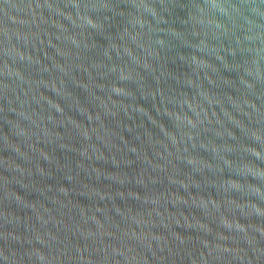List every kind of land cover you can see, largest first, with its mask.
Wrapping results in <instances>:
<instances>
[{"label": "water", "instance_id": "1", "mask_svg": "<svg viewBox=\"0 0 264 264\" xmlns=\"http://www.w3.org/2000/svg\"><path fill=\"white\" fill-rule=\"evenodd\" d=\"M0 264H264V0H0Z\"/></svg>", "mask_w": 264, "mask_h": 264}]
</instances>
